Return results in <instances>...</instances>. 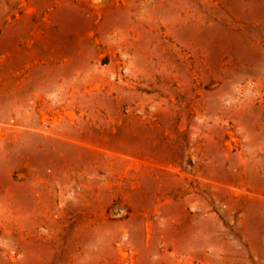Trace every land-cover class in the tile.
<instances>
[{
  "label": "rangeland",
  "instance_id": "1",
  "mask_svg": "<svg viewBox=\"0 0 264 264\" xmlns=\"http://www.w3.org/2000/svg\"><path fill=\"white\" fill-rule=\"evenodd\" d=\"M0 264H264V0H0Z\"/></svg>",
  "mask_w": 264,
  "mask_h": 264
}]
</instances>
